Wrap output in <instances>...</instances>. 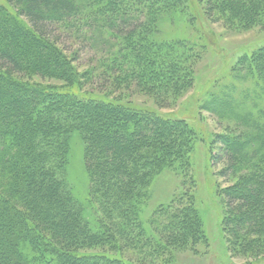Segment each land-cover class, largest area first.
Masks as SVG:
<instances>
[{
    "label": "trees",
    "instance_id": "obj_1",
    "mask_svg": "<svg viewBox=\"0 0 264 264\" xmlns=\"http://www.w3.org/2000/svg\"><path fill=\"white\" fill-rule=\"evenodd\" d=\"M204 2L230 31L264 28V0ZM191 19L188 0H0V264H175L178 253L208 250L188 191L144 219L156 181L190 172L198 131L114 96L182 98L205 49L188 37ZM225 73L198 98L224 130L208 155L234 181L221 193L227 250L260 260L264 44ZM76 148L87 197L69 177Z\"/></svg>",
    "mask_w": 264,
    "mask_h": 264
},
{
    "label": "rangeland",
    "instance_id": "obj_2",
    "mask_svg": "<svg viewBox=\"0 0 264 264\" xmlns=\"http://www.w3.org/2000/svg\"><path fill=\"white\" fill-rule=\"evenodd\" d=\"M204 3V0H188L191 21L194 22V26L188 27L190 34L188 37L193 38V42L197 45L199 41L197 36L203 37L205 49L196 64L194 83L184 96L175 104L171 102L169 106H159L154 98L143 95L134 88L119 91L114 96L122 97L124 101H130L136 106L156 110L163 115L180 116L199 133L200 141L194 150L190 172L182 178L172 174L159 178L154 185V196L148 201L144 209V219H146L152 216L153 211L160 205H167L176 195H181L182 190L195 195L196 206L205 222L209 248L206 252L200 253L191 251L178 253L175 264H264V259L247 260L231 257L227 250L222 228L225 207L221 193L223 188L234 181L220 176L223 164L210 161L209 144L212 143L217 134L223 133L224 130L217 123L216 118L200 109L201 99L198 101V98H203L204 93L213 83L231 69L242 53L254 50L264 44V28L247 32L230 31L225 24L215 23L208 19L205 15ZM173 24L170 21L164 23L165 31L169 33L175 31V28L172 27ZM175 32L170 35L186 37L183 34H175ZM65 45L70 46V44ZM83 63L86 66V59ZM30 81L43 85H62L61 82L38 77H33ZM91 87L93 88V86ZM81 159L80 150L76 148L69 177L72 185H75L74 187L80 192L79 195L87 197L86 187H79V183L83 181L80 170ZM147 262L150 263L151 261Z\"/></svg>",
    "mask_w": 264,
    "mask_h": 264
}]
</instances>
